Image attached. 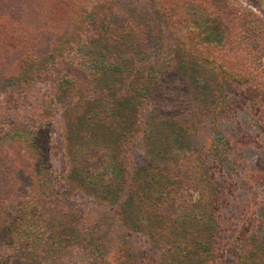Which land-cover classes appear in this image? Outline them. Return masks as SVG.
<instances>
[{"label": "trees", "instance_id": "trees-1", "mask_svg": "<svg viewBox=\"0 0 264 264\" xmlns=\"http://www.w3.org/2000/svg\"><path fill=\"white\" fill-rule=\"evenodd\" d=\"M110 2L0 0V92L53 78L24 123L0 125V264H264L262 243L241 238L222 210L226 142H213L217 154L188 144L213 120L218 77L264 89V67L252 66L259 33L224 0H148L121 22ZM51 95L63 105L58 179ZM78 192L112 208L105 230L81 224L65 197ZM113 222L147 254L104 245ZM254 248L259 257H246Z\"/></svg>", "mask_w": 264, "mask_h": 264}, {"label": "rangeland", "instance_id": "rangeland-1", "mask_svg": "<svg viewBox=\"0 0 264 264\" xmlns=\"http://www.w3.org/2000/svg\"><path fill=\"white\" fill-rule=\"evenodd\" d=\"M224 1L228 4V9L233 12L232 15L237 16L238 22L249 23L256 28L260 41L264 43V0ZM148 4V0H112L107 5V9L101 7L97 11L104 9L108 16L121 22L127 17L128 12H131L132 17L137 16L142 10L147 9ZM82 24L84 27L79 35L84 37L91 30L88 23L82 22ZM255 48L252 53H256L257 48ZM254 62L253 67L260 68V65L264 67V55ZM50 74L51 72L48 71L35 76L30 86L24 90L14 89V92L17 91L14 96L8 92H0V125H6L12 120L18 124L26 121L28 113L22 110L27 105L36 104L49 93L53 85ZM261 79L260 86H263L264 75ZM217 83L220 84L221 89L213 120L199 123L197 135L190 139L188 144L193 151L200 152L204 149L217 154L212 146L213 142L218 139L226 142L223 153L226 155L227 166L220 172L216 171L220 174L219 180L217 179V189L221 197L222 210L227 213L230 228L238 229L244 235L241 238L255 239L264 246V89H250L221 77H218ZM15 98H18L19 102H16ZM49 99L53 105L48 112L52 125L49 151L54 173L57 174L58 179L64 171L62 140L59 137L60 126L64 125L60 119L63 105L54 104L56 101L52 95ZM65 197L72 204L73 209H77L78 215L82 218L80 221L82 225L86 223L91 225L97 220V226L105 230L109 220L115 219L111 207L101 205L82 193L68 194ZM111 225V230L104 234L102 242L113 253L118 250L115 241H121L128 251L132 253L135 251L133 254L136 256L147 254L146 252L142 254V243L134 235L128 236L126 229L120 223ZM259 252L254 248L246 257H259ZM255 263H258V259H255Z\"/></svg>", "mask_w": 264, "mask_h": 264}]
</instances>
